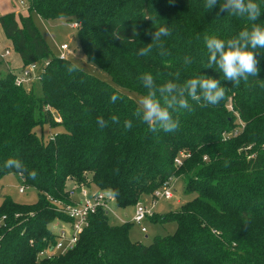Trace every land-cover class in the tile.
I'll list each match as a JSON object with an SVG mask.
<instances>
[{"label": "trees", "instance_id": "16d2710c", "mask_svg": "<svg viewBox=\"0 0 264 264\" xmlns=\"http://www.w3.org/2000/svg\"><path fill=\"white\" fill-rule=\"evenodd\" d=\"M205 2L27 0V14L0 15L4 35L22 61L20 69L0 70V178L14 174L37 192L33 205L2 197L0 264H264V49L256 50L259 74L239 87L223 80L215 66L207 68L205 36L227 40L253 22L221 11L224 0L210 11ZM254 2L262 12L255 23L264 26V0ZM32 12L76 23L86 60L113 83L79 67L69 72L74 63L52 55ZM160 26L171 31L162 37L169 55H159L154 47L139 56ZM185 57L192 62L185 64ZM46 58L38 79L41 96L15 84L23 67ZM176 72L180 83L198 75L220 80L225 97L216 106L193 102L194 111L174 114L177 131L153 133L133 115L139 105L130 92L146 94L138 80L143 73H151L159 85ZM112 94L120 97L115 104ZM113 115L118 124L111 122ZM98 116L108 127L97 124ZM126 119L132 120L131 130L124 129ZM45 125L60 131L44 140L35 127ZM9 158L21 160L28 171L21 176L5 168ZM169 180L181 182L192 197L176 211L154 213L149 222L175 223L172 234L142 245L130 239V221L111 225L99 209L72 250L37 262V254L55 243L49 225L67 220L52 203L71 202L67 182L73 189L106 192L125 209L152 198Z\"/></svg>", "mask_w": 264, "mask_h": 264}, {"label": "clouds", "instance_id": "9594fccd", "mask_svg": "<svg viewBox=\"0 0 264 264\" xmlns=\"http://www.w3.org/2000/svg\"><path fill=\"white\" fill-rule=\"evenodd\" d=\"M217 5V0H206L205 8L209 11ZM221 11H227L228 15L244 17L253 22L250 29L246 28L237 35L227 40L216 36H205L204 42L208 51V67L222 73L223 80L230 81L234 87H239L241 82L248 83L249 77L255 78L259 74V63L257 49H264V26L255 23L261 17V6L254 0H224L220 4ZM150 19V18H146ZM152 43L139 49L138 55L148 56L154 49L161 56L169 55L162 37H169L171 31L167 26L156 28ZM120 39L119 36L116 37ZM191 58L185 57L184 63L190 64ZM78 66L72 64L69 72L77 70ZM170 79L163 84H157L151 73H143L138 80L146 89V94L139 98V107L133 115L148 126L149 131L158 133L160 131L172 133L179 129V120L174 114L183 111H194L193 102L199 107L216 106L225 97L226 88L221 86V81L211 77L198 75L180 83V73L170 74ZM120 97L117 94L110 96V102L115 104ZM113 124H118L119 117H110ZM97 124L101 128L108 127V121L102 116L97 117ZM124 129L131 130L132 120L124 121ZM4 167L14 169L23 176L27 170L24 163L16 158L5 161ZM37 173L29 172V176L35 179Z\"/></svg>", "mask_w": 264, "mask_h": 264}, {"label": "rangeland", "instance_id": "374dc122", "mask_svg": "<svg viewBox=\"0 0 264 264\" xmlns=\"http://www.w3.org/2000/svg\"><path fill=\"white\" fill-rule=\"evenodd\" d=\"M4 1L6 0H0V4H3ZM21 1L23 2L22 4L19 3V0H7V3L10 2L11 7L13 8L12 11H17V13L20 12L21 14H27V0ZM0 15H2L1 12ZM31 15L39 32L49 45L53 56L57 57L62 54L84 71L89 72L99 77L100 79L113 83L110 76L106 72L102 71L97 66L86 60L79 46V41L76 36V27H74L71 22H67L63 18L45 20L35 12H32ZM62 44H67L68 49L62 50ZM6 48L9 49V54L5 55L4 59H7L10 65L21 66V59L18 57V54L13 49L12 45L7 41L0 25V51L4 52ZM50 57L51 56H48V58ZM48 58L38 62V71H40L41 67L44 66ZM0 70L1 74H5V63H0ZM25 86L31 88L36 96H41V84L38 78L34 79L31 83H25ZM130 94L134 96L136 102L138 103L141 96L132 92H130ZM38 116L39 110L37 109L36 117ZM41 131L43 132L44 140H48L52 137L53 134L59 132L60 129H51L46 125L43 126L42 129L40 126L35 127V132L37 134L40 135ZM20 187L24 188L23 193H19ZM66 187L68 190H70L74 188V185L69 181L67 182ZM171 188H173V199L168 201L159 200L154 206L155 214H157L158 217L165 215L170 210L176 211L180 208L182 202H185L192 197V195H187L184 193L183 185L179 181H175V183L172 184ZM88 191L94 192L97 190L95 188H91L90 190L88 189ZM77 192L78 191L76 190L75 199H79ZM3 196L9 197L14 203L20 205H33L37 201L36 190L30 187H24L20 179L14 174H9L0 178V203ZM143 200L148 201V199L146 198ZM132 208L133 207L118 209L114 203L113 197L110 198L105 210L107 212L109 223L114 226L120 225L121 220H124L126 218L125 215L128 216V218L132 216ZM64 225V221L55 220L49 225V229L53 234H57L59 229ZM144 225L146 227V233H141L140 227L137 225H132L129 232L130 239L142 245H149L155 236L170 235L176 229L175 223L172 222L150 223L146 221Z\"/></svg>", "mask_w": 264, "mask_h": 264}, {"label": "built area", "instance_id": "2783aa9c", "mask_svg": "<svg viewBox=\"0 0 264 264\" xmlns=\"http://www.w3.org/2000/svg\"><path fill=\"white\" fill-rule=\"evenodd\" d=\"M19 3L23 2L19 0ZM74 27L77 26L76 23H72ZM62 50L68 49L67 44L61 45ZM8 50L4 53H0V58L8 54ZM59 59H65L66 57L62 54L57 56ZM46 64V63H45ZM44 64V65H45ZM38 63H30L23 67L15 76L14 82L16 85H25V83H31L34 79L40 78V72L43 69L41 67L38 71ZM59 121V119H56ZM175 162L180 164V159H176ZM172 181L169 180L165 182L164 187L157 190L152 198L147 200L139 201L134 206V214L130 220L133 225L140 227V232L145 233L146 227L144 223L149 221L155 211L154 206L157 201H168L173 199V191L171 188ZM25 187V186H24ZM89 188L80 187L76 188L78 191L79 199H75V189H70L68 192V197L71 202L65 203L62 201H52L57 210L67 219L64 221L65 225L62 226L58 233L55 234V243L50 246V250L44 249L37 254V262L42 260L51 259L55 256L65 254L66 252L72 250L76 245L80 234L88 227L89 218L91 215L95 214L99 209L106 210L107 203L112 196L103 191L89 192ZM90 190V189H89ZM24 188H19V193H23ZM107 213V212H106ZM3 219L0 220V223Z\"/></svg>", "mask_w": 264, "mask_h": 264}, {"label": "crops", "instance_id": "0c3cea01", "mask_svg": "<svg viewBox=\"0 0 264 264\" xmlns=\"http://www.w3.org/2000/svg\"><path fill=\"white\" fill-rule=\"evenodd\" d=\"M13 10V8L11 7V5H10V2H8L7 3V0L6 1H4L3 2V4H0V12H1V14H3V13H7V12H16L17 13V11H12ZM18 13H20V12H18ZM26 14V13H25ZM7 39V38H6ZM7 41L10 43V41L7 39ZM11 44V43H10ZM7 49V48H6ZM9 50V49H8ZM8 54H9V52H8ZM5 57V56H4ZM4 57H3V59H4ZM18 57H19V55H18ZM20 58V57H19ZM22 62V61H21ZM3 63H5V66H6V69H15V70H17V69H20L21 67H22V65L21 66H18V65H10L9 63H8V61H7V59L5 60H3ZM75 195H76V193H75ZM133 214H134V206H133ZM133 214H132V216H133ZM132 216L130 217V218H128V216H126L125 215V219L123 220H121V222H120V224H122V223H124V222H127V221H130L131 220V218H132ZM147 222H149V221H147ZM147 232V231H146ZM145 232V233H146Z\"/></svg>", "mask_w": 264, "mask_h": 264}]
</instances>
